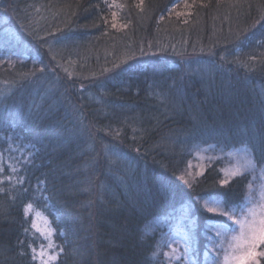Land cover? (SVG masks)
I'll return each mask as SVG.
<instances>
[{"label":"trees","instance_id":"obj_1","mask_svg":"<svg viewBox=\"0 0 264 264\" xmlns=\"http://www.w3.org/2000/svg\"><path fill=\"white\" fill-rule=\"evenodd\" d=\"M116 1L0 0V264H36L28 203L55 264H168L163 222L249 183L193 151L264 165V0Z\"/></svg>","mask_w":264,"mask_h":264},{"label":"snow or ice","instance_id":"obj_2","mask_svg":"<svg viewBox=\"0 0 264 264\" xmlns=\"http://www.w3.org/2000/svg\"><path fill=\"white\" fill-rule=\"evenodd\" d=\"M113 17L115 18V13H113ZM113 27H115V23ZM243 151L248 157L244 161V169L255 172L257 162L252 158L251 146L244 143ZM196 155H200V150H197ZM192 166V162L189 161L188 167L192 168ZM229 175L235 177L242 175V172L240 169H236L227 173L226 177L220 180V187L223 188L228 185L227 176ZM185 183L188 181L185 180ZM249 188V194L241 202L228 201L219 193H210L207 197L198 198V202L202 201L203 213L207 214L203 215L202 223L200 217L192 215L195 205H189L182 217V222H186V228L182 231L181 236L169 242L171 253H165V257L170 260H180L183 257L186 264H196L195 259L189 254L191 251H197L199 255L198 240L195 236L197 229H199L200 234L205 239L204 264H260L258 257H264V189L259 193L258 199H254L251 193V183ZM30 210H33L32 203L25 205L26 216ZM32 227L36 228L34 221ZM28 231L26 228L25 232ZM37 231H39L38 228ZM52 232L53 229L49 227L46 233H42V236L49 240V248L54 247L51 242ZM173 244L182 246L183 251L181 252L177 247H172ZM29 246L31 247V245ZM41 248L42 250L39 252L32 248L34 260L47 255L43 246ZM61 253H63L62 247L58 253L49 256L48 259L56 260ZM157 254L154 253V257Z\"/></svg>","mask_w":264,"mask_h":264},{"label":"rangeland","instance_id":"obj_3","mask_svg":"<svg viewBox=\"0 0 264 264\" xmlns=\"http://www.w3.org/2000/svg\"><path fill=\"white\" fill-rule=\"evenodd\" d=\"M112 2V6L116 5L117 1L116 0H108ZM206 151H203L205 150ZM197 150H200V155L197 156ZM253 158V155H252ZM248 159L246 154L243 151V148H239L233 151H230L226 154H222L219 151L214 150V148H209V147H197L193 153H192V168H189L188 171L185 172V175H182L180 177L181 181L185 183V180L188 181L189 184L190 182L195 181L207 165L214 164L215 162H218L221 165V171H222V179L226 177L227 173H231L232 171H235L236 169H240L242 172V175H246L249 178V183L247 185V190L245 197L249 194L250 188L249 184L251 183V193L254 197V199H258L259 193L261 192L262 189H264V165L258 166L256 168L255 172L251 171H246L243 167L244 161ZM191 173V175H189ZM238 175V176H242ZM235 176V177H238ZM232 176H227L229 180L235 178ZM244 197V199H245ZM243 199V200H244ZM188 205L184 206L182 210L180 211V214H178L177 217L174 218V220L171 221H165L161 225V227L165 230V235L163 236V240L161 243V251L163 253H171V248L169 247V242L172 241L174 238H177L182 235V231L186 228V222H182V217L185 213V211L188 209ZM192 215L193 210H192ZM28 217L31 219V223L34 221L36 223V228H33L35 233L39 235V237L42 239L41 244L36 247L35 249L37 252L41 251L43 246V249L46 250L47 255L42 257V258H37L35 259L36 264H55L57 260L59 259V256L56 260H49L48 257L55 255L56 253L59 252V246L56 244L55 238H54V232H52L51 235V242L54 245V247L49 248V240L45 239L42 236V233H46L49 229V227L52 228L50 221L46 214L43 211H40L37 207L33 205V210H30L27 214ZM160 224V222H159ZM37 228L39 231H37ZM53 229V228H52ZM196 236V233H195ZM199 245V244H198ZM172 247H177L179 250L182 252L183 248L180 245L173 244ZM199 247V246H198ZM259 251V250H258ZM33 254V253H32ZM193 259H195L196 264H199L198 258H197V251H191L189 254ZM203 256V255H202ZM168 264H186L184 261L183 257H181L180 260H170L168 261ZM201 264H204V257L201 259Z\"/></svg>","mask_w":264,"mask_h":264}]
</instances>
